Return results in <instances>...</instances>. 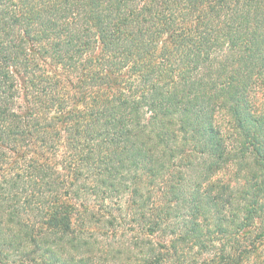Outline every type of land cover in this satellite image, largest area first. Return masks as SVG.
Instances as JSON below:
<instances>
[{"label":"trees","instance_id":"trees-1","mask_svg":"<svg viewBox=\"0 0 264 264\" xmlns=\"http://www.w3.org/2000/svg\"><path fill=\"white\" fill-rule=\"evenodd\" d=\"M263 241L264 0H0V264Z\"/></svg>","mask_w":264,"mask_h":264},{"label":"rangeland","instance_id":"rangeland-1","mask_svg":"<svg viewBox=\"0 0 264 264\" xmlns=\"http://www.w3.org/2000/svg\"><path fill=\"white\" fill-rule=\"evenodd\" d=\"M215 124L222 132L223 136L227 138V141L229 140V143H231V125L229 122V118L226 115V113L223 110H219L217 112L216 118H215ZM62 159L61 151L57 155L56 158H53L52 161H59ZM228 174H230L228 172ZM258 247L254 250V257L253 259H259L264 260V241L262 243L257 242Z\"/></svg>","mask_w":264,"mask_h":264}]
</instances>
